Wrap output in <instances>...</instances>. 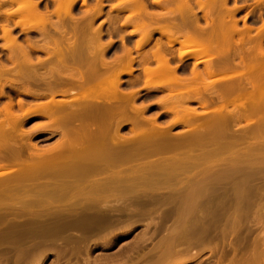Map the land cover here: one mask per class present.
Here are the masks:
<instances>
[{"label":"rangeland","instance_id":"1","mask_svg":"<svg viewBox=\"0 0 264 264\" xmlns=\"http://www.w3.org/2000/svg\"><path fill=\"white\" fill-rule=\"evenodd\" d=\"M35 1L37 2L38 11L40 12V14L42 15L47 14V16L50 15L53 22L56 20L55 21L56 24L58 23L57 21L58 18L55 17H62L64 14H66L64 11L67 8L64 7L66 5L68 7L71 6L70 13L72 17L75 19V23L79 22L78 24H81L83 22L86 23L92 22L93 24L92 26L94 29L99 28L102 31V33H100V38H98V40H95L100 42L94 41V43H96L95 44L96 47H95L93 45L94 43L92 41L89 42V38L88 36H86V38H84L85 39L84 46H88V45L91 46L92 44L93 46L90 47L91 49L94 48V50L92 51L98 52L95 51L96 50L95 48L97 49L99 47L101 48L102 44L105 45L109 44L108 48L104 50L105 51L104 59H106V61L108 60L109 63L111 62L112 64H114L112 60H114L115 62L114 59L115 57H117L118 55L124 56L126 52H128L129 50L131 51L130 55L134 57V63L132 64V69H134L132 71L133 75H131L130 77L128 75L126 76L125 74L123 75L121 74L123 73L124 70L121 71L120 69H125L122 68L123 64L125 63L123 62L125 61V57L123 59L122 58L123 56L121 57L119 56L120 58L123 59L122 60L123 63L121 64L118 62L119 64L122 65V66L120 65L121 68L119 64H118L119 67L116 66L118 67V69H116L117 70L116 73L118 71H119L118 73H120L121 71L120 73L121 75L119 74L121 77L120 90L122 91V94L124 92L125 94H127V92L130 91L131 93L133 92L132 95L135 94L136 97L134 95L135 97V98L133 97L134 105L133 104L132 105L136 107V110H138L139 108L142 109L143 112L140 110L142 112V114L140 115H143V118H140L139 115V113H141L140 111L134 110V113H137L139 116L137 114L136 115L141 120L144 119L143 122L146 123V120L147 121L154 120V122L148 121V123L150 122V124L152 123L155 124L153 125L149 124L151 127L152 126L153 127L151 129H148V127L150 128V126L146 125L148 123L146 124L144 123L146 127L148 126L147 129L144 126L141 129V131H139L141 132V134L137 135V131L134 130L135 132L133 134L130 131L131 129L129 130L131 125L128 122L130 120V116L128 118L129 119L128 121L127 119L121 121L122 123L120 125V129L118 130V133H120L121 136L120 137L121 142L119 140V144L125 142L124 145L126 146H123V144L122 146L121 144L118 145L117 143L118 140L116 138L110 141L108 144L112 146V165L99 164L101 168L100 170L95 171L86 178H82L81 181H77L74 177L77 171H79L78 168L81 169L79 166L80 165H82L81 167L84 166L83 167L84 170L86 167L87 168L89 167L88 164L92 166L91 161H93L94 155H92L91 157L89 155L90 153L88 152L91 148L87 149L88 151L86 150L89 154L87 153L85 155L88 156V160H90V163L89 161L87 162V157L83 156V158L81 157L82 158L81 160H83L85 157L87 163L77 165L76 163L79 160L78 159L79 155H77L78 153L76 152L77 150L79 152V149H81L82 146L68 145V143L66 142L68 136L66 135L67 134L66 130L62 125L52 124L49 122L47 118L41 115L27 117L24 119L23 122H21V124L19 123V125L16 126L15 128L16 131L14 132L13 135H9V136L6 135L8 136V139L4 141L6 145L0 147V172L12 170L10 173L4 176H0V215L3 216V220L2 221L0 220V264H153L159 257L162 256L163 252L170 247V244H174L179 251H182V254L177 256L173 260L172 264L180 260H186L185 264H216L217 259L221 254V251L224 255V258L222 259L220 264H228V260L234 255L233 248H235L236 250L234 255L236 259H250L253 255L255 248L263 251L262 256L264 257V76L262 73H260L261 70H259L260 67H258L259 65L263 66L264 64L259 63L257 66H255L259 68L257 69L260 71L259 73L261 74V78L263 77L262 79L260 77L257 79L258 75L260 74H257L258 71L256 70L255 67L249 69L240 65L239 62L240 60L236 56L232 57V59H236V60L235 62H231L229 68L220 69L221 73L222 72L225 73V74L224 73L221 74L223 79L226 78V80H224V84H226L225 87L228 86L227 84L229 79L230 80L232 79V82H229V85L236 81L241 82V80H238L239 76L235 74L238 75L240 74V78L241 76H243L241 75V73L242 74L244 73V75H248L249 77L252 78L256 76L255 77L256 80L254 78L253 82L257 86L256 88L257 90L251 89L254 91V93L253 91L251 93L250 92L251 87L249 85L250 88L249 90H247L248 92L245 94V96L244 95L241 96L242 98L230 97L231 99L228 100L225 99V102L227 103L229 108L231 104L234 103L237 104L236 101L241 102V100L242 101L244 100V102L248 104H252L255 101L257 102L260 101L259 103L257 102L256 103L257 105L263 104V107H261L260 105L259 107L262 110L260 111L259 109V111H257L256 114L254 113V116H251L253 114L250 115L249 112H247L248 114L245 112L247 115L251 116L249 117L250 121H248L249 118L247 119L244 116L242 117L243 118L242 120L247 119L246 122H249L247 124L242 120L241 121L238 120V123L235 122L236 121L235 120L234 123L236 124H233V120L230 119L229 122H232L230 123V125L228 124L229 122H226L225 124L226 127L227 124L229 127V131H227L228 129H226V127L224 126L227 135L224 134L225 131L224 133H221V132H217L218 130L216 131L214 130L213 132H211L212 133L211 135L208 133V136H206L205 139L203 137L204 140L201 142L203 147L201 144H199L200 142L188 143L187 139H189L190 136H193L194 133L195 136H199L198 134L200 131L202 132V134H205L206 132L205 129L207 128L208 125L205 126L206 128H204V127H200L199 123L201 124L207 118V116L213 114L207 113L206 114L207 116L202 114L201 113L202 108L199 107L197 101L194 99L195 97H193L192 95H190L189 99L185 101V103H183L182 105L180 104L181 107H179L178 106L179 101L177 100H179L180 98L179 95L180 91H178V89L176 88L180 87L181 89H183V86H177L175 84L172 85L174 82L173 80H172L173 82L169 83L171 81L170 79L172 78L171 76L173 75L170 74V75L160 76L159 74L158 75L155 74L152 75L153 77H151V79H146L143 78L142 76L143 72L141 71V69H143L144 67L143 65H146L148 68L152 69L153 71H155L154 70L155 68L156 69L158 68L157 65H155L156 63L152 59L149 53L153 51L152 49H154L156 43L157 46L160 47L162 43L166 42L168 39L167 37L166 40L165 38H163L165 37L164 36L165 34H163V36L161 35L162 37L160 36L159 33L160 29H158L156 26L157 24H155V23H162L163 21L167 22V20L165 21L163 19L161 21L160 19V17L162 18L164 17L161 16V14L163 13L162 11H165L164 8L163 9L160 8L163 5L162 3H164V5L167 4L168 5L167 7L171 8L169 9L165 5V7L168 9V10L166 9L165 14L166 15L167 13L171 14L170 16L173 17L172 19H170V22L168 21L169 28H166L167 27L166 24L165 29L169 30L170 28H172L170 26L172 24L171 20H175V18H178L177 21L179 22H175V24L176 23L181 24L180 22H182V20L184 19L183 21H185L188 26H192L193 27L192 31H194L195 28L194 25H196V28L200 30H202V27H205V25H207L205 28H208V24H205L206 23L205 19L207 16L206 13L209 14V12L211 11L212 15H214V13H216L219 10L217 8L218 4H220V2L223 0H220L218 3L216 2L217 0H214L215 3L213 2V0H209L207 2H205L206 0L205 1L200 0V2H198L199 0H197V2L200 3V6H198L199 4L196 2V0H188L192 9L190 6H184L188 4L185 2L186 0H182L184 1L183 3L184 5L182 4V1L179 0L182 4V6L180 5L181 6L180 9L178 7L180 4L178 0H176L178 2L174 0L172 1L129 0V2L128 0H118V1L117 0H86L85 4L82 3V0H55V1L33 0V2ZM130 1L133 2L135 1L137 3V6H139L141 2L143 6L141 4L140 7L142 9L145 8L147 13L150 14L149 16L150 17L152 16L151 17L152 19L150 20L149 16L144 17L146 13L142 11L144 13V16L141 17L145 18V19L143 18L142 21L143 20L149 21L148 24L146 22L147 25H150L149 23L150 21H152L151 25L152 24L155 25L156 27L155 26L154 27L158 30V32L156 31V29H155L156 32L150 31L153 37L151 36L152 40L150 39L149 42L146 41V38L149 37L148 35L149 33L148 34L144 33V35L148 36V37L143 36L145 38V41H143L144 38L141 37L142 33L147 31L145 28H148V26L146 25V27H142L141 25L140 28H136V26L134 25L137 24H133L134 20L136 21V23H140V24L142 23V21L140 22V19H138L141 18L138 17V13H140L139 16L142 13L140 12L139 9L140 7L138 9L135 8L136 10H133L134 8L132 9V7L133 5L136 6V4L130 3ZM201 1L204 2L203 3L204 10H205L204 7L207 8L208 4L209 6L212 5L211 6L212 8H210V10L208 8L207 9L208 12L205 13L204 10L201 9L202 8ZM210 1L213 4H210L211 3ZM259 1L226 0V2H224V5L226 3L227 6L226 12L228 11L229 13L230 11L228 9H230L232 10V12L234 11L235 13L233 17L227 15L231 18L229 19L227 17V19L230 20L231 22V20L235 17L234 19L237 20L236 23L238 26V30L242 29L244 23H246V26L248 25L251 26L252 31L250 32V35L253 38L256 34V30L259 27H261L264 22V0H259ZM71 2L73 3L72 5L70 4ZM157 2L158 4L160 3L162 5L159 4L160 5L159 6ZM196 3L198 4L197 6ZM96 4L102 6V11L100 14H97L96 9L91 11V8L94 7ZM214 4L216 7L215 9L217 11L214 10L213 7ZM17 5H18L17 2L14 3L11 0H0V27L6 25L5 13L16 11L17 10L16 8H18ZM21 5H23V3ZM55 5H59L57 6L58 8ZM223 7L225 6H222L221 7L222 9L219 10L221 13L226 9V7L224 9ZM115 8H118V11H114L113 9ZM189 9L193 10L194 13H196L192 15L193 17L192 16L190 17L191 13L188 12L189 11L192 12V11ZM137 10H139L138 13ZM131 12L135 13L136 15L134 16V14H132L130 16ZM174 12L177 13L178 15L175 14ZM211 12L208 16L211 15ZM22 13L23 12H20L21 16L24 17ZM54 14L58 16H55ZM203 15L206 16L204 17ZM195 17H197L198 19ZM179 18L182 20H180ZM186 18L189 19L186 20ZM17 19L23 20V18H19V17L17 18V16H14L12 17V21L8 23V26L13 30L12 35L15 36L17 38V41L22 45L23 44L25 45L27 40H29L32 44H34L35 49L33 48L34 50L32 49V51L29 52L30 61L34 63V68L39 69L38 71L40 72V75L45 76L44 70L42 69V66H40V64L47 63L46 67H49L50 61L53 60V57L49 56L48 55L49 53L47 54L44 50L46 51L49 50L54 41L63 42L64 44H66L65 41L67 40L66 38L73 39L74 31H72L71 25L72 22H74V20L72 21L70 20L71 22L67 20L66 21L67 24L65 22L64 33L62 31L60 32L56 30L55 24H53L52 22L48 25L47 20L46 21L40 20L41 22L39 23H36L34 19L33 21L31 20L32 21L31 23L35 22L32 25H37L40 28L47 26L45 30L51 28L50 30H48L49 31L48 36L50 35V37H53L55 39L54 41H51V39H45L44 35L42 33L37 32L36 30L31 31L27 34L20 33L19 28L14 25V22H16ZM26 19H24L23 21H26ZM234 19L233 21H235ZM189 20L190 21L192 20L191 21L192 24L189 22ZM28 21L27 23L26 22L25 23L31 25L30 22ZM225 22L228 23V21ZM70 23L71 25L69 26ZM86 23L84 25H86ZM43 24H46V26H42ZM51 24H53V26ZM184 24L185 23H183V26ZM183 26H180L182 28L179 29L178 28H173V29L175 30L178 36L181 35V37L176 36L175 38L182 40L183 38L182 36H185L184 39H186V43L184 45L183 42L185 40H182L183 41L181 43L182 46H179L180 44L178 45V43H175L171 46L172 48L171 47L168 48V46L166 47L164 46V44L163 47H161L162 49L164 47L167 48V52L168 49H172L169 51L174 56L170 57L171 55L170 52L168 54L166 52L165 54H167L166 55L167 57L168 56L170 57V63L172 67L173 65L176 66L178 64L177 65L178 67H176V72H175L176 74L175 73L174 74L175 75L178 74L181 77L183 76L187 77L188 75L190 76L191 75L190 72L192 73V70L195 69V66L197 65L196 67H198V69L195 70L200 73V77L197 81H200L202 83L203 86L202 88H204V86L208 84L210 86H214V84H216L215 88H218L217 83L219 81L218 82L216 81L214 82V84H212V82H210L208 78H206V81L203 79V72H204L203 70L205 69V67L203 68V64L205 65V63H203L202 61L205 62L206 59L209 60L210 57L206 58L207 57L206 55L209 56L212 55L211 58H214L213 55H215L214 54L215 48L214 49L212 48L211 51H207L210 49H206L202 51V55L204 54L205 55L203 57L200 55V58H199V54H201V52L198 53L197 58L199 62L201 61V63L198 62V64L194 66L195 62L194 59L192 58V55L193 54L195 55L197 51L199 52L198 50L199 48L197 46L201 45V43H199V39L201 38L198 39L199 35L195 36L194 38L192 35L191 36L189 35L192 38L190 39L189 42L187 40L189 36H186L184 34L185 29H187V27L184 26V28L186 27L184 29ZM162 27L163 28L161 29V31L165 33L164 31L166 30L164 29V25ZM141 28L145 31L142 32ZM135 29L136 32L133 31ZM180 29H184L183 30L184 33L181 32L182 30L179 31ZM174 30H173V35H174ZM84 34L87 35V33ZM169 34H172V31H170V33L168 31V35ZM88 35L90 36V38L92 37L90 33ZM173 35L171 36L173 37ZM75 36L78 38V40L81 39L82 37V35L79 33L77 35L75 33ZM233 37L235 38L236 35H233ZM120 38L122 39L121 41ZM195 38H197L198 42ZM231 38L232 37H230L229 39ZM139 39L141 40V42L143 41L142 45L145 44V46L141 47V49H136V44H137L136 42L140 41ZM87 40L88 43H86ZM191 41H193L194 44ZM121 42L123 44H121ZM77 43L83 45V42L81 40H79V42ZM7 45L9 46V44L2 38V33L0 30V63L4 66L3 68H5L6 71L10 72V76L8 78L15 79L16 77H14V75L12 74L14 73L16 68L10 61H8L7 50H6ZM122 47H124V49H122ZM263 47H264V39H263ZM223 49L226 48L221 49L223 52H225ZM212 50L214 51L212 52ZM217 51L220 52V50L217 49L216 53ZM141 52H143L144 54ZM145 52L147 53L149 58L147 60L148 62L147 64L146 61H143L141 57L142 56L141 54L146 55ZM178 52H180L181 55L189 54L190 56L186 55V57L188 56V58L181 62L179 61V59L176 58L178 57L176 56V54L179 55ZM216 55L221 56L220 54L219 55L216 54ZM233 55L234 52L230 51V56ZM138 59L140 62L138 61ZM219 59L214 58V60H209L206 62L207 64L210 62L211 65L218 67L219 64H216L215 62L219 63ZM38 62H40V64ZM262 62L264 63V61ZM210 64H208V66ZM191 66L194 67L190 69ZM231 68H233L234 70L233 71L230 70ZM158 70L159 69H157V71ZM251 70L253 72H251ZM153 71H149L150 74ZM114 72L115 71H113V73ZM160 73L162 74L163 72L160 71ZM226 74L230 75L229 76L230 78ZM233 74L238 78L236 79V77ZM221 75H217V76H221ZM223 75L225 76V78L223 77ZM232 75L233 77H235V79L232 77ZM113 77L116 76L112 75L108 77L107 81L108 80L111 81L112 79V83H114L115 79L113 80ZM131 78H133L134 81ZM212 78L210 80H214L215 75ZM55 79L58 81L57 76H55ZM63 79L65 80L66 78L63 77ZM165 79H167L168 83H165ZM207 80L209 81L208 83ZM245 80H243V82ZM143 81L144 83L145 82L147 83V84L145 83V85L154 89L157 88L159 90L151 89L152 91L151 90L149 91L150 88L147 86L146 87L148 90L146 89V87L144 89ZM200 82H196L197 86L199 85ZM104 83L105 81L102 83V86H106L103 85ZM201 83L199 85L200 87H201ZM220 83L222 85L223 81L221 80L219 84ZM224 84L222 86H224ZM8 85L9 83L7 84L3 83L2 85H0V111L8 103H11L12 111L15 114L21 115L22 112L19 107L20 103H22L23 108L24 107L26 108L33 104L36 105L40 103H45L50 99V96L46 94V89L44 88V84L42 83V81L35 80V82L29 83V89L37 93L35 97L27 96L24 93H22L24 87H21L20 85H15V89H12L14 87H10L14 85H9V86ZM247 87L248 85L246 86V88ZM258 87L263 89L261 93H259L261 89ZM166 89H168L171 93ZM258 89L259 92L256 93ZM62 90L65 89L56 88L53 91L54 99L56 101L67 99L65 96H63ZM175 93H179L177 94L178 96L176 95L177 97L174 96ZM205 93L206 94L203 93V95L206 97L202 95L203 96L202 98L208 100L207 102H209L208 104L209 107L219 106V104H221L222 106L225 104V102L223 101L224 98H221L223 100L220 99L221 102L224 103L222 104L220 103L218 97H215L216 95L212 94V96H210L208 92ZM169 94H171L173 97L171 98V101L167 100L168 103L165 102L164 104V99ZM235 95L236 94L234 93L233 96ZM162 97L164 99H162ZM161 99L163 102L161 101ZM172 99H174V101H172ZM99 100L103 102V97L101 96ZM114 102L115 101H112V103ZM161 102L163 105L161 104ZM228 102H230V104ZM174 103L176 104L174 105ZM166 107H170L169 110L171 111L175 110V108L177 107L178 108L177 110H179L180 114H182L180 117L183 116L182 107L188 108L189 110H195L198 114L196 113L194 116L197 117L198 115L199 117V120L196 118L198 120L197 123L198 125L192 120H190L191 122L185 121L186 125H184V121L182 120L184 119V116L180 120L182 121V123L178 121L179 120L178 118L179 116H178L177 123L178 122L179 123L172 124L171 119L173 120L175 116L172 117L171 111L170 113L167 112L169 110ZM173 115L176 114L174 113ZM132 116L133 115H131V117ZM225 116L228 115L226 114ZM134 118H136V116ZM202 118H204L203 121L201 120ZM194 124L196 125V127H194ZM204 125L205 124L203 123V125L201 126ZM36 126L37 127L39 126L38 130L37 131L36 129L32 130L33 127ZM250 126L252 127L249 129ZM160 127L161 128L164 127V129L165 127L166 128L169 127L168 130H165L166 133H164L163 135L167 134L169 137L174 138V140L172 139L171 141H167L166 142L167 144L165 143V145H168V147L162 144V141H159L161 135L160 133L165 132V131L160 132L161 130H163L160 129ZM154 128L156 130H158L159 128L160 131L158 130L156 132H153L156 133L155 134L156 136L153 135L154 138L158 136L159 138L153 139L152 138L153 136L149 137L151 130ZM246 128L251 131L253 130V133L255 132L254 135H252L253 134L252 132L251 134L250 132L248 133ZM92 129L96 131L95 126L92 127ZM242 130L244 132L247 131V133L245 132L243 135ZM195 131H197L198 134ZM214 132H216V134H214ZM157 133H159L160 135H158ZM217 133L219 134V136ZM222 134L224 136L234 135L236 137L235 138L234 136L231 137L229 136L226 139L225 136L224 138L225 141L227 140L228 144L229 143L233 144L232 145L233 147L231 146L229 148H233L235 149V151L239 149L238 150L239 153H237L238 155H235V152L233 153V149L232 152L230 149H229L230 151H228V148L226 151V147L228 144L224 143L225 142L224 139L221 138L223 136ZM210 136L211 138H214L216 136H218V138L220 137L223 140V144H226L224 145L225 149L224 150L222 149L224 148L223 145H222L223 147L221 146L222 148L219 146L222 150L218 147V145L217 146L215 145V144L220 145V141H222L220 138H219L220 141L218 143H217L218 141L217 137H216L217 141L215 139L214 140L211 139V141L213 140L212 142L208 141ZM122 137H124L123 138L124 140L126 138H129L131 143H129L128 139L125 141L122 140ZM137 138H140L143 141ZM185 138L186 140L183 141V139ZM230 138L234 139L233 141L234 143L232 142V140H230ZM238 138H242L243 140ZM132 139L133 140L136 139L140 142L135 141L134 143ZM145 140H147L148 142ZM156 140L159 143L161 142V145L159 143L151 144L152 141L156 142ZM126 141H128V143ZM179 141L182 144H184L183 142H185V144L188 143L191 146H188V144H186V146H182V147L177 146V148L173 149L170 143L175 142L177 144L178 142L179 144ZM136 142L139 143V146L136 145L137 144ZM195 143H197V145L199 144L200 146L199 145L196 146ZM238 143L239 145H237ZM115 144L118 145V146L116 145L118 148L115 146ZM129 145H131V147ZM119 147H124V148L122 149ZM163 147L164 149L166 147V150H162ZM83 149L85 148L82 147V150ZM124 149L126 152H129L131 155L128 153L129 156H127V154L124 156L123 154L126 153L125 151H123ZM82 150L80 151L82 152ZM251 150H254V152H251ZM121 151H123L124 153L122 152L123 153L122 154ZM212 151L215 153V155L212 154ZM215 151L216 152L219 151V152L216 153ZM91 154L93 153L91 152ZM121 154L123 156H121ZM209 154H212V156H207ZM201 155L205 156V158H202ZM195 156L197 157L196 162L194 160L196 158ZM50 158H52L53 160L50 161L49 160ZM37 160H41V162L42 161L45 162L46 160H49L50 162L46 161V165L43 164L44 162L42 163L43 165L40 164L42 168L39 165H37L40 167V171L30 172L27 177L15 178V176H18V173H20L21 171L25 169L26 170L30 169V167L34 168L35 165L37 164L36 162ZM83 162L81 161V163ZM165 166L166 167L174 166V168H176V170L174 169L176 171L174 173L178 174L177 177H175L177 181L179 178L182 179V177H186L184 179H187V176L188 179L197 178L196 176L193 177L191 176L196 172V170L197 173L195 174L200 173L199 174L200 177L199 175L197 176L201 179H205L203 178L204 176L208 178L209 176L215 174L213 175L214 176L213 178H215L213 179V182H211L212 179L210 180V178L212 177L208 179L209 181L205 179L207 181L206 189L208 190V192L206 193L207 191L205 189L206 185H204L205 187H203V190L205 189V193H203V191H200L205 195L201 199L202 201L201 208L191 212L192 218L190 219V221H188L187 226H181L182 222H179L180 220L178 218L180 212H182L183 208H185L184 201L182 200L184 199L183 196L184 197L187 196L186 192L181 191L180 194L174 192L175 195H177L176 198L174 197L175 195L173 196V193L170 194V189L173 187L176 180L172 179L174 177L173 176L174 173H173L172 174L173 177L170 179V181L165 184L163 183L164 181L163 176L165 177L166 176L165 174H168L167 172H164L165 174L162 173L163 170L161 169L162 167ZM181 168H186L185 169L186 171L185 170L184 171L186 172L185 174H187V176L185 174L183 175L180 173V171L183 170V169L181 170ZM187 168H189V170ZM225 168H230L229 169L230 172L228 171V169ZM220 169H224V171ZM168 170L170 169L168 168ZM168 170L166 169V171ZM217 170L219 172L221 171L223 177L222 175H220L221 173L219 174ZM208 174H212V175L206 176ZM216 176H218L219 178L221 176V178L220 179L218 177L216 178ZM243 178H245V180ZM157 179L158 181L156 183L158 182L159 183L158 184L155 183L156 185H154L153 180L156 181ZM184 179L182 180L187 181ZM193 179L190 180H192L194 183L196 182V180L197 182H200V180L198 179H196L195 181ZM108 180H111L112 184L108 189L104 191L101 192L94 191L98 193H91V194L87 192V195L79 194V196H77V194L75 195V193L73 194V191L75 190V187L73 185H75L77 182H79L80 184L78 186L82 187L85 186V184H88V182L90 181H108ZM241 180L242 181L247 180V181L243 182L242 184ZM192 181L188 182L186 185L188 186L189 184L192 183ZM149 182H151V184ZM135 183H137L135 186L132 185ZM68 184L72 185V189H73L71 190L72 194L69 191L68 192L66 191L65 194L62 195L63 191H65L64 187ZM210 184L214 185V186L212 185V189L215 190L214 192H212L213 190L211 189ZM233 185L235 188L238 186L239 190H236L237 188L235 189L234 187H232ZM208 186L210 187V189H208ZM141 190L146 192L145 194L147 196L144 194V192L141 193ZM258 190H260V192ZM200 192L198 198H200L201 195H203ZM238 193L240 194L244 193L243 194L244 197L249 199L243 202V205H245L244 210L246 212V216L240 219L239 227H237L236 232L228 233L223 238L222 235H220L219 231L223 229V224L226 218L222 215L226 212H224V210L213 209L215 207L213 205L216 204V201H218L219 198L224 197V199H227L228 201L227 203H229V205L231 206V204H234L233 202L239 196ZM181 194L182 196H180ZM240 196H242V194ZM181 197L183 199H180ZM77 198L83 200L81 201L83 203L75 206L74 204L76 203ZM84 198L86 199L85 201ZM181 201L183 202V205ZM224 204H226V202H224ZM221 207L222 205H220L219 208ZM258 209H260V211ZM258 211L262 215V219H260V222H258V220L256 219L257 218L256 214ZM76 212H78V214L80 215H77ZM176 220H179L177 226L174 224ZM195 221H198V223H196V226L195 227L190 226ZM203 223L209 224V227L207 229L208 231L206 232L208 233V235H210L208 242L203 241L200 242L199 244L198 243L193 244L190 248L186 249V251L184 252L183 250H185L188 241H195L193 239L194 237L200 238V235L203 231V229L201 228V225ZM213 223H215L216 225H213ZM188 232H191L190 234L192 235L191 238L186 237ZM172 237L174 239H172ZM213 247H216L214 251L208 249ZM198 252L200 254L196 258L189 260L193 256V254H196Z\"/></svg>","mask_w":264,"mask_h":264},{"label":"bare ground","instance_id":"2","mask_svg":"<svg viewBox=\"0 0 264 264\" xmlns=\"http://www.w3.org/2000/svg\"><path fill=\"white\" fill-rule=\"evenodd\" d=\"M11 1H13L14 3L17 2L18 8H16L17 9L16 11L5 13V16H6L5 18L6 19L5 18L4 19H5V22H6L5 24L6 25L0 27V30H1V33H2V38L9 44V46L7 45V47H6L8 61H10L14 65V67L16 68L15 74L18 76V79H20L21 82H28L30 80H34V81L35 80H39V81H42V83L44 84V88L46 89V94H48L50 96V99L47 102H45V103H40V104H36V105L33 104V105H30V106H28L26 108L25 107L23 108L22 103H20V106L19 107H20L21 112H22L21 115L20 114H15L12 111V104L11 103H8L5 107H3L2 110L0 111V147L6 145V143L4 141L6 139H8V136L9 135H13L14 134V132L16 131L15 130L16 126L19 125V123L21 124V122H23L25 118H27V117H33V116H37V115H41V116L47 118L50 123H52V124H59V125H62L64 127V129L66 130V133H67L66 135L68 136L67 137L68 138L67 139L68 141L66 140V142L68 143L69 146H73V145H75V146L77 145L78 146L79 145V146H82V147L85 148V149L82 150V147H81V149H79V152H78V150L76 152V153H78L77 155H79V157L77 156L78 159H79L78 162L76 163L77 165L85 164L88 161L90 163V160H88V156H85L88 152L90 153V154L89 153L88 154L91 157H92V155H94L93 156L94 159L91 158V159H93V161H91L92 166L90 164H88L89 167L88 168L86 167L85 170L83 168L84 166L83 167H81L82 165L79 166L81 169L78 168L79 171H77V173H76V175H75L74 178L77 181H81L82 178H86L90 174L94 173L95 171L100 170L101 168H100L99 164H103V165H110L111 164L112 165V146H110L108 143L116 138L118 140L117 141L118 145L121 144V143L119 144V140L121 139L120 138L121 136H120V133H118V130L120 129V125L122 123L121 121L126 120V119L128 121L129 120L128 118L130 116V120L128 121L131 124V125L129 124L130 125L129 130L131 129L130 131L133 134H134L135 131H137V135L138 134H141V132H139V131H141V129L145 126V124L148 123V121H151V120H148L147 121L146 118H145V120H146V123H145V122H143L144 119L143 120L140 119V118H143V115H140L143 112L142 109H140V108L138 109L137 108L138 110H136V107L133 106L134 105V103H133L134 100L133 99L136 97V95L134 94L135 95V97H134V95H132L133 92L131 93V91L130 92H127V94H125V92L122 94V91L120 90L121 89L120 88V84H121V77H120V75L121 74L122 75L125 74L126 76L128 75L130 77H131V75H133L132 74V71L134 69H132V64L134 63V57L132 55H130V53H131L130 50H129L130 52L129 51L126 52V54L124 56L121 55V56H123L122 57L123 59L125 57V61H123V62H125L124 64L127 67L123 64V67L122 68H125V69H120L121 66H122L121 64L123 63L122 62L123 59L120 58L121 57L120 55L117 56L118 59H117V57L114 58L115 59V62H114V60H112V62L114 64H112L111 62L109 63L108 60L106 61V59H104V52H105L104 50H106V48H108L109 44H106V45L105 44H102L104 46L101 45V48L100 47L98 49L95 48L96 49L95 51H98V52H93L92 50H94V48L91 49L90 47L93 46V45L95 46L96 43H94V41L95 40H98V38H100V33H102V31L99 28L98 29L97 28L94 29L93 26H92L93 25L92 22H89V23L88 22L87 23L86 22H83V23H81L82 25L81 24H78L79 22L78 23H75V19L72 17V15L70 13L71 6H69V7L67 5L64 6V7H67L64 10L66 14H64L62 17H55V18H58L57 19L58 23L56 24L55 23L56 20L53 22V20L50 17V15L47 16V14H45V15L40 14V12L38 11V6H37V2L36 1L35 2H33V0H11ZM85 1L86 0H82V3L85 4ZM166 1H168V0H166ZM169 1H172V0H169ZM174 1H176V0H174ZM178 1H176V2H178ZM207 1H209V0H206L205 2H207ZM219 1L220 0H217L216 2L218 3ZM257 1H259V0H257ZM128 2H129V0H128ZM185 2L189 4L188 0H186ZM196 2H197V0H196ZM198 2H200V0ZM213 2H214V0H213ZM224 2H226V0L221 1L220 4H218V7H217L219 10L222 9L221 8L222 6H225L226 7V9L224 11H222V13L219 10L217 11L215 9L216 7H215V4H214L213 5L214 10H216L217 12L216 11H215L216 13L213 12L214 15H212V12L210 11L211 12V15L208 16L210 14V12H209V14H207L206 13V12H208L207 9L209 8V10H210V8H212L211 7L212 5L209 6V4H208L207 5V8L204 7L205 10H206L205 11L203 9V3L204 2L201 1L202 8L201 7L200 8L203 9L204 12L206 13V15L208 16V18H207V16L205 15L206 16V19H208V20L205 19V21H206L205 24H208V28H205L207 25L204 24L205 27H202V30H200V29L196 28V25H194V27H195L194 28V31H192L193 30L192 29L193 28L192 26H188L186 24V22L183 21L184 19L182 20L180 18L179 19L182 20L183 23H185L184 26H186L187 29H185L186 27L184 28L182 22H180L181 24H178V23L175 24V22H179V21H177L178 18H175V20H171L172 24L170 26L172 28H170L169 30L165 29V25L166 24H167V27L166 28H169L168 27V21L170 22V19H172L173 17L170 16L171 14H168L167 13L168 16L165 14L166 13L165 12L166 9L169 8V7H167L168 5L165 4L166 7H167L166 8L165 5H164V3H162L164 5V7H163L162 4L159 3L160 5H162L160 8H162V9L164 8V10H165V11H162L164 14L161 12L163 14V15L161 14V16H164L166 18L165 19L164 17L163 18L160 17V19H161V21L163 19L165 21L167 20V22H164L163 21L162 23H164V24H162V23H155V24H157L156 25L157 28L160 29V31H159L160 36L161 35L163 36V34H165L164 35L165 37H163V38H165V40H166V37L168 38L167 41H166L167 44H166V42H163V43L161 42L162 45L160 47H158L157 46V43H156L154 49H152L153 51H151V53H149L150 56L152 57V59L155 61V63H156L155 65H157V67H158L157 69H159L157 71L156 68L155 69L153 68L157 73L155 71H153L152 69L148 68L146 65H143L144 67L142 66L143 69H141V71L143 72L142 73L143 74L142 76H143V78H146V79H151V77H153L152 75H155V74H157V75L159 74L160 76L161 75H163V76L164 75H170V74L173 75V76H171L172 78L170 77L171 78L170 79L171 81L169 83H171V82L174 81L172 85L175 84L177 86H183V89H181L180 87L176 88V89H178V91H180L179 92L180 94L179 93H175V95H174L175 97L178 96L177 94L180 95L179 100H177V101H179L178 102L179 103V105H178L179 107H181V105L183 103H185V101H187L189 99L190 95H192L193 97H195L194 99L197 101L199 107L202 108V111H201L202 114H204V115H206L207 113H212L213 114V115H210V116H207L206 115L207 118L204 121H203L204 118H202L201 120L203 122L201 121L202 123L201 124L199 123L200 127H204V128H206L205 126L208 125L207 128H206L207 130L205 129V131H206L205 134H202L201 131H200L201 133L199 132V134H198L197 131H195L199 136H195V133H194L193 136H190L189 139H187L188 143L189 142L190 143L200 142L199 144L202 145L201 142L205 139L206 136H208V133L211 135L212 134L211 132H213L214 130L215 131L218 130L217 132L224 133L225 127H226L225 124H226V122H229L230 119L233 120V124H236V123H234L235 120H236L235 122L238 123V120L241 121L243 119L242 118L243 116L248 119L249 117L254 116V113L256 114V112L259 111V109H260V111L262 110L259 107L260 105H261V107H263V104H258L257 105V103L260 102L259 100H258L259 102H257V101L253 102L252 101L254 104L257 102L255 105L252 102L251 103L253 105L252 104L245 103L244 100L243 101L241 100V102L240 101L239 102L236 101L237 104H235L233 102L234 104H231L230 105V108L228 107L227 103L225 102V99L228 100V99H231L232 97H237V98L239 97L240 98L243 95L245 96V94L248 92L247 90H249L250 87H251L250 90L257 88V86L255 85V83L253 82L254 81V78L256 76H254L252 78V77H249L248 75H244V73L243 74L241 73V75H243V76H241V78H240V74L239 75L238 74H235V75L239 76V78L236 77L233 74L236 77V79L238 78V80H241V82L240 81L237 82L235 80L236 82H234V83H232V84L229 85V82H232V79L231 80L229 79L230 78L229 76L231 75L229 72L228 73L230 75H227L226 74L229 77L228 78L229 81H228V84H227L228 86L225 87L226 84H224V80H226V78H225L224 75H223V77L225 79L222 78V75L221 74L224 73V72L221 73V70L220 69H222V68L223 69L229 68L230 65H231V62H235V60H236V59H232V57H234V56H236V57L239 58L240 65H242V66H244L246 68H249V69L254 68L259 63L264 64L262 62V61H264V47H263L264 22H263L262 26L259 27L256 30V34H255V36L253 38L250 35V32L252 31V27L251 26H249V25L246 26V23H244L245 25L243 24L242 29L241 30L240 29L238 30V26H237V23H236L237 20L234 19L235 17L233 18L235 21H233V19H232L231 22H230V20L227 19V17L229 19H231L230 17H233V15L235 13H234V11L232 12V10H230V9H228L230 11L229 12L230 14L228 13V11L226 12L227 6H226V3L224 5ZM22 3H23V5H21ZM120 3H121V1H120ZM130 3H133V4L135 3L136 6H137V3L135 1L134 2L133 1H130ZM179 3L180 4H179L178 7L180 9L181 6H182V4L184 3V1H182V4H181L180 1H179ZM197 3H196V6L198 4H199L198 6H200V3H198V4ZM70 4L72 5L73 3L71 2ZM141 4L142 3L140 2V5L138 4L139 6L136 7V6L133 5V7L132 6L131 7H132V9L134 8L133 10H136L135 8L138 9L141 6ZM157 4H158V2H157ZM188 4H186V5L183 4V5L184 6H190V4L189 5ZM210 4H213V3L211 2ZM101 5H99V4L97 5L96 4L94 7L91 8V11H93V10L96 9L97 14H100L101 11H102V6ZM55 6L57 7L59 5H55ZM142 6H143V4H142ZM204 6H205V4H204ZM225 7H223V9ZM111 9H112V7H111ZM115 9H113V10L114 11H118V8H115ZM139 9H140V12L143 15L141 14L139 16L140 13H138L139 10H137L138 17L144 16V13H146L144 17H148L150 15L149 13H147V11L145 10V8H143L144 10L141 7ZM169 9H171V8H169ZM191 9H192V7H191ZM191 9H189V10H191ZM214 10H212V11H214ZM18 11L23 12L22 14L24 15V17L21 16L20 12H18ZM191 11L192 12H190V11L188 12V13H191L190 14V17L193 14H196V13H194L193 10H191ZM199 11H201V10H199ZM24 13L26 14V16H25ZM231 13H232V15H231ZM132 14H134V16L136 15L135 13H132L131 12L130 16ZM175 14H177V13H175ZM215 14H216V17H215ZM37 15H38V17H37ZM54 15L55 16H58L56 14H54ZM117 15H118V13H117ZM227 15H229L230 17L227 16ZM14 16H17V18L18 17L19 18H23V20L26 19L29 16L27 18L28 20L30 19L29 21L27 19H26V21H23L22 19H19V20L17 19V21L14 22V25L19 28V32L20 33L27 34V33L31 32V31L36 30L37 32L42 33L44 35L45 39H51V41H54L55 40L53 37H50V35L48 36V32H49L48 30H50L51 28L50 29L48 28V30H45V28H47L46 24H43L42 26H46V27H42V28L38 27L37 25H32V24H34L35 22L36 23H39V22H41L40 20H42V21H46L47 20L48 25L52 22L53 24H55L56 30H58L60 32L62 31L64 33V31H65L64 30V27H65L64 24H65V22L67 20H69V22H71L72 20H74V22H72V25H71V23L69 24V26L71 25L72 31H74V38L73 39L72 38H66L67 39V40H65L66 41V44H64L63 42H56V41H54L49 50H47V51L44 50L47 54L49 53L48 54L49 56H52L53 57V60L50 61V66L48 65L49 67H46L47 63L40 64V62H38L40 64V66H42V69L44 70L45 76H41L40 75V72L38 71L39 69L38 68H34V63L30 61L29 52L32 51L33 48L35 49L34 44H32L29 40H27L26 41V44H25L26 46L24 44L22 45V44H20L17 41V38L12 35L13 34V30H12V28H10L8 26V23L10 21H12V17H14ZM48 17H50V18H48ZM144 17L138 18V19H140V22L142 21V19ZM151 17L149 16L150 20L152 19ZM149 18H148V20H149ZM195 18H197V17H195ZM33 19H34L35 22L31 23L33 21ZM188 19L189 18H186V20H188ZM37 20H39V21H37ZM27 21L30 22V24L32 26L29 25V24H26ZM191 21L189 20L190 23H191ZM225 21H228V23L229 22L230 23L228 24ZM146 22L148 24L149 21H147V20L144 21L143 20L142 21V23L144 24L143 25L142 23L141 24L140 23H136V21L134 20V23L133 24H137V25H134V26H136V28H140L141 25H142V27H146V25H147ZM151 22L152 21H150V23H149L150 25H151ZM43 23H46V22H43ZM85 23H86V25H84ZM197 23H198V20H197ZM53 24H51V25L53 26ZM66 24H67V22H66ZM150 25H147L148 28H145L147 31H145V30H143L141 28L142 29V32L145 31V32L142 33V36L141 37L147 36V35H144V33L145 34L146 33L147 34L149 33L148 34L149 37L147 36L148 38H146V41L147 42H149L150 39L153 37L152 36V33H150V31L151 32H156V31L158 32V30L155 28L156 27L155 25L152 24L153 26L151 25V27H150ZM163 25H164V29L166 30V31H164L165 33H163V31H161V29L163 28L162 27ZM180 26H183V28L185 29V33L183 31L184 29H180L179 31L182 30L181 32L184 33L186 36H189V35L191 36L192 35L193 38H194L195 36L199 35L200 37L198 36V39L201 38V39H199V43H201V45H200L201 46V49H200V46H197L199 48V49L197 48L199 50V52L197 51L195 53V55L193 54L194 56L192 55V58L194 59V62H195L194 63V66L196 64H198V62H199L198 61V58H197L198 57V53L201 52V54H199V58H200V55L202 57L205 55L204 53H203L204 55H202V51H204L206 49H210V50H207V51H211L212 48L213 49L215 48L214 49L215 51L212 50V52L213 51L215 52L214 53L215 55H213V57L215 59H217V58L219 59V57H220L219 63L218 62H215L216 64H219V66L218 67H215V66L211 65L210 62H209L208 64L211 65V66L209 65L210 66L209 67L206 61L214 60V58H211L212 55H210V56L209 55H206L207 56L206 58L210 57L211 59L210 58H209V60L206 59L205 62L202 61L203 63H205V65L203 64V68L205 67V69L203 70L204 71L203 72V79L206 81V78H208L209 81L212 82V84H214V82H216V81L217 82L218 81L221 82V80H222L224 86H222L223 84L221 85V83L219 84V82H218L217 83L218 84V88H215V85L216 84H214V86H210L208 84V85H205L204 88H202L203 87L202 86V83L200 81H197L199 79V77H200V73L195 70V69H198V67H196L197 65L195 66V69L192 70V73L190 72L191 75L190 76L188 75L189 77L188 76L187 77L186 76L181 77L178 74L175 75L176 74L175 73L176 72V67H178L177 66L178 64L176 66L173 65V67H172V65L170 63V57L174 56L169 51V50H172V49H168V52H167V48L164 47L163 49H166V50H163L161 47H163V44H164V46H166V47L168 46V48H170L175 43H178V45L180 44L179 46H182V44H181L183 42L182 40H185L183 42V45L186 43V39H184L185 36H182L183 37L182 40H180L178 38H175L178 35L176 34V32H175V30L173 28H178V29L179 28H182ZM98 27H100V26H98ZM199 28H201V27H199ZM204 28H205V30H204ZM149 29H151V30H149ZM155 29H156V31H155ZM173 30H174V35L175 36L173 35ZM186 30H187L188 34H187ZM133 31L136 32V29L133 30ZM168 31H169V33H170V31H172V34H169V35L170 36L173 35V37L171 36V38H170V36L168 35ZM75 33H76V35L78 33L82 35L81 39H79V40H81L83 42V45L77 43V42H79V40L75 36ZM84 33H87V35L84 34ZM89 33L92 36L91 38L88 35ZM130 33H132V32H130ZM202 35H203V37H202ZM233 35H236V37L234 38ZM83 36H85V37H83ZM86 36H88L89 42L92 41L94 43L93 45L91 44V46H89L87 44L89 47L88 46H84V44H85L84 43V41H85L84 38H86ZM190 36L187 38V40L189 42H190V39H192ZM178 37H181V35L178 36ZM230 37H232L231 38L232 40L229 39ZM62 38H63V36H62ZM233 38L236 39V40H234ZM195 39L197 40V38H195ZM121 40L122 39L120 38V41ZM143 41H145V38L143 39ZM95 42H100V41H95ZM142 42H141V40L136 42L137 43L136 44V49H141V47L145 46L144 43H143L144 45H142ZM191 42L193 43V41H191ZM197 42H198V40H197ZM86 43H88V40H87ZM121 44H123V43L121 42ZM97 45H98V43H97ZM85 47H88V48H85ZM222 48H226V49H223L225 52H223L221 50ZM122 49H124V47H122ZM217 49L220 50V52L217 51V53H216V50ZM234 49L237 50V51H235ZM230 51H233L234 52V55L233 56H230ZM166 52H167V54L170 52V54H171V55L169 54L170 57L169 56L168 57L166 56L167 55V54H165ZM141 53H143V52H141ZM178 53H179V55L176 54V56H178L176 58L179 59V61H181V62L183 60L187 59L188 56H190L189 54H186V55H188L186 57V55L184 54L185 55V57H184V55H181L180 52H178ZM143 54H141L142 55L141 56L142 57V60L143 61H146V64H147L148 63L147 60L149 59L148 58V55H147V53H146L147 56L146 55H143ZM216 54H218V55L220 54L221 56H217ZM139 57H140V55H139ZM116 59H117V61H116ZM135 60H137V59H135ZM232 60H234V61H232ZM138 61H139V59H138ZM118 62L121 63V64H119ZM199 63H201V61ZM118 64H119V66L121 65L119 69L121 71L124 70L123 73H121V71H120L121 74L118 73L119 71L116 73V71H117L116 69H118V67H119ZM114 66L115 67L118 66V67L115 68ZM194 66H191L190 69L192 67H194ZM261 66L262 65H259L258 66V67H260V69L258 67H255L256 70L258 71V72L257 71L256 72H257V74L262 73L263 76H264V72H262V71H264V67H263L264 65L262 66L263 69L261 68ZM3 67L4 66L0 63V81L5 80V79H3V77L7 73L6 69L3 68ZM257 68L259 70H261V72ZM230 70L233 71L234 69L231 68ZM113 71H115L114 72L115 74L113 73ZM149 71H153L154 73L151 72V74H150ZM160 71L163 72V73L161 74ZM251 72H253V71L251 70ZM216 74L217 75H221V76H217ZM112 75L116 76V77H113V80L115 79L114 80V83H112V79H111V81L110 80L107 81L108 77H110ZM214 75H215V78L216 79L214 78V80H210ZM233 75H232V77H233ZM55 76L58 77V81L55 79ZM63 77H65L66 79L64 80ZM235 77H233V78L235 79ZM259 77L261 78V74L258 75L257 79ZM60 78H62L63 80L60 79ZM131 79H133V78H131ZM243 80H245L246 82L245 81L243 82ZM255 80H256V78H255ZM104 81H105L106 84L104 83L103 85H106V86H102V83ZM133 81H134V79H133ZM209 81L207 80V83ZM196 82H200L201 83V87L199 86L200 83L197 86V83ZM145 83L143 81L144 89L147 86V85H145ZM165 83H168L167 82V79H165ZM244 84H246V85H244ZM247 85H248V87H247L248 89L246 88ZM249 85H250V87H249ZM147 87H149V86H147ZM147 87H146V89H147ZM56 88L65 89V90H62L63 91L62 94L67 99H62V100L56 101L54 99V93H53V91ZM149 88H150L149 91L151 89L152 90L154 89V88H151V87H149ZM258 88H260V87H258ZM155 89H157V88H155ZM168 89H166V90L169 91L170 89L169 90ZM157 90H159V89H157ZM262 90L263 89H261L260 92H259V89H258V91H256V93L257 92L261 93ZM252 91L253 90H251L250 92L252 93ZM22 92L25 93V94H28V95H35L36 96V93L33 92V91H31L27 86L24 87V89H23ZM205 92H208L210 96H212V94L216 95L215 97H218L220 103H222V104H224V103L221 102V100H223L221 98H224L223 101L225 102V104L222 105V106H221V104H219V106L209 107V105H208L209 102H207L208 100H205V99L202 98L204 96L203 93L206 94ZM234 93L236 94L235 96H233ZM253 93H254V91H253ZM124 94H125V96H124ZM127 95H128V97H127ZM101 96L103 97V102H101L99 100V98ZM172 97L173 96L171 94L167 95V97L165 99L162 97V99H164V104H165V102L168 103L167 100L171 101V98ZM204 97H206V96H204ZM253 97H252V99H253ZM168 98H170V99H168ZM162 99H161V101H162ZM112 101H115V102L112 103ZM172 101H174V99H172ZM162 102H161V104H162ZM228 103L230 104V102H228ZM175 104L176 103H174V105ZM166 108L169 110L170 107H166ZM172 109H174V108H172ZM177 109H178L177 107L175 108V110H172V111L171 110L167 111L165 109L169 113L171 111L172 117L175 116L173 118V120L171 119L172 124H176L177 123V119L179 118L178 121H180L183 118V116H184V119H185V120L182 119L184 121V125H186L185 124V121L191 122L190 120L194 121L196 124L198 123L199 117H198V115H197V117L194 116L197 113L195 110H189L188 108H183L182 107L183 116L180 117L182 114H180V111L177 110ZM134 110H136V111H140L141 110L142 111V112L140 111L141 113L138 112L139 115H140V118L138 117L139 115L137 113H134ZM245 112L246 113L249 112L250 115L251 114H253V115H251V116L250 115H247L248 113L246 114ZM174 113L176 115H173ZM134 114H135L136 118H134L135 117ZM226 114L229 117L228 116H225ZM131 115H133L132 116L133 118L131 117ZM245 115H247V116H245ZM131 118H132V120H131ZM175 118H176V121H175ZM247 119L242 120V121H244L247 124V123H249V122H246ZM248 121H250V118H249ZM151 122H154V120H152ZM180 122L182 123V121H180ZM203 123L205 125L204 126H201V125H203ZM230 123H232V122H229L228 124L230 125ZM149 124H150V122L148 124H146V125H149ZM153 124H155V123H152L150 125H153ZM228 124H227V127H226V129H228L227 131H229ZM94 126H95L96 131L92 129V127H94ZM38 127L37 126L36 127H33L32 130L36 129V131H37L38 130ZM147 127L145 126L146 129H147ZM152 127L150 126V128L148 127V129H151ZM194 127H196L195 124H194ZM251 127L252 126H250L249 129ZM155 128L151 130V133L156 132V131L159 130V128H158V130H156L157 128L156 129ZM257 128H258V126H257ZM160 129H163L161 131L159 130L160 132H162V131L168 130L169 127L168 128L165 127V129H164V127H162V128L160 127ZM194 129H196V128H194ZM260 129H261V127H260ZM247 131H248V133L250 132V134H251V132L253 133V130L251 131V130H248L247 129ZM247 131H245V132L247 133ZM245 132L243 131L242 134L244 135ZM151 133H150L149 137L150 136H153V135L156 136L155 135L156 133H153V134H151ZM164 133H166V131L160 133L162 136L159 133H157L158 135H160V140L159 139L158 140L159 141H162V144L165 145V143L167 141H171L172 139L174 140L173 137L171 138L167 134L163 135ZM254 133L252 135H254ZM214 134H216V132H214ZM224 134H226V131H225ZM6 135H8V136H6ZM154 136L152 137L153 139L159 138V136L158 137H155V138H154ZM213 136H215V135H213ZM218 136H219V134H218ZM218 136H216L217 139H218V141H217L216 137L211 138V136L209 138L210 140L208 139V141L212 142L215 139L217 141V143H218L220 141L219 140L220 137L218 138ZM225 136L223 135L221 137V138L224 139V141H225V138H224ZM229 136H226V139ZM231 136H234V135H231ZM203 137H204V139H203ZM123 138L124 137H122V140H124ZM127 139L129 140V138H126L125 140H127ZM137 139L141 140L140 138H137ZM211 139H213V140L211 141ZM238 139H242V138H238ZM185 140H186V138L183 139V141H185ZM230 140H232V142L234 141V139H231V138H230ZM135 141L140 142V141H138L136 139L133 140L134 143H135ZM141 141H143V140H141ZM145 141H147V140H145ZM180 141H179V144H178V142H177V144L175 142H173V143L172 142L171 143L168 142V143L171 144V147H173V149L174 148H177V146H181L182 147V146H186V144H188V143L185 144V142L182 141L185 144L184 145V144L180 143ZM120 142H121V140H120ZM126 142L128 143V141H126ZM156 142H157V140H156ZM156 142H153L152 141L151 144H158L159 143V142H157V143ZM129 143H131L130 140H129ZM224 143H227V140ZM122 144H123V146H126V145H124L125 142H123ZM122 144H121V146H122ZM159 144L161 145V142ZM195 144H196V146L199 145V144L197 145V143H195ZM203 144H205V143H203ZM116 145L117 144H115V146ZM136 145L139 146V143H137ZM215 145L216 146L218 145V147L219 146L221 147L222 145L224 146L226 144H223V140H222V141H220V145L219 144H215ZM232 145H233L232 143H229L227 145V147H226V151H227V148H228V151L231 150V152H232V149L233 148H229ZM237 145H239V143ZM237 145H236V147H237ZM129 146L131 147V145H129ZM165 146L168 147V145H165ZM188 146H191V145L188 144ZM158 147H159V145H158ZM166 147H165V149L163 147L162 150H166ZM202 147H203V145H202ZM119 148H122L123 149L124 147H119ZM87 149H90V150L88 151ZM126 149H127V147H126ZM222 149L224 150L225 149V146ZM80 150H82V152ZM238 150L239 149H237V151H235V149H233V153L235 152V155H238L237 154V153H239ZM90 151L93 154H91ZM123 151H125V149ZM123 151H121V153ZM127 151H130V150H127ZM218 152L219 151H217L216 153H218ZM251 152H254V150H251ZM128 153L129 152H126L123 155L125 156L127 154V156H129L130 153L129 154ZM122 154H121V156H123ZM212 154L215 155V153L213 151H212ZM212 154H209L207 156H212ZM83 156L87 157V162H86L85 157H84L83 160H81L83 158ZM201 157L202 158H205V156H202V155H201ZM193 158H194V156H193ZM49 160L51 161L53 159L50 158ZM49 160H46V161L47 162H50ZM194 160L196 162L197 157ZM46 161L45 162L44 161L41 162V160H37L36 161L37 164L35 165L34 168L33 167H30V169H27V170L25 169V170L21 171L20 173H18V176H15V178L27 177L30 172L40 171V167L42 168V166L40 164H42L44 162L43 164L46 165ZM81 161L82 162L85 161V162L81 163ZM237 162H239V161H237ZM37 165H39L40 167L37 166ZM82 168H83V171H82ZM168 168L170 170H168ZM166 169L168 171H166ZM174 169L176 170V168H174V166L173 167H166V166L165 167H162V169H161V170H163L162 173H164V172H167L168 173V174H165L164 173L166 175L165 177L163 176V180L165 181V182L163 181L164 184L167 183V182H169L170 179L173 176L174 177L172 179H175V177H177L178 174L174 173V172H176ZM185 169L186 168H181L182 171H180V173L184 175L186 173L185 172L186 171ZM187 169L189 170V168H187ZM225 169H228V171L230 172V170H229L230 168H225ZM220 170H223L224 171V169H220ZM11 171H2V172H0V176H4V175L10 173ZM170 171H171V173H170ZM229 172H228V175H229ZM195 173H197V170H196ZM220 173H221V171L219 172V174ZM172 174H173V176H172ZM194 174L191 175V176L192 177L193 176H196L197 178H194V179L193 178H190V179H193L195 181L196 179H198L200 177V175H199L200 173L195 174V175ZM185 175L187 176V174H185ZM197 175H199V177ZM209 175H212V174H208L206 176H209ZM213 175H215V174H213ZM213 175L212 176H209L208 178L204 176L203 178H205L207 181H209L208 179L210 177H212V178H210V180L212 179L211 182H213V179H215V178H213L214 177ZM220 175H222V173ZM217 177L218 176H216V178ZM222 177H223V175H222ZM184 178H186V177H182V179H184ZM220 178H221V176H220ZM182 179L179 178L178 181L175 179L176 182L174 183L173 187L170 189V194L173 193V196L175 195V193L180 194L181 191H185L186 192V195H187L186 197L183 196L184 199L182 197L180 198V199H183L182 201H184L185 208H183V211L180 212V214L178 215V218H179L180 221L179 220H176V222L174 223L176 226H177V223H179V222H182V225L181 226H187L188 221H190V219L192 218L191 212L194 211V210H198V209L201 208V205H202L201 199H202L203 196H205L203 193H205V189L207 188V181L205 179L199 178L198 180H200V182H197V180H196L195 183L192 180L188 179V176H187V179H184V180H187V181H183ZM243 179L245 180V178H243ZM246 179H248V178H246ZM159 180H162V179H159ZM157 181H158V179L156 181L153 180V184L154 185L158 184L159 182L156 183ZM191 181H192V183L187 186L186 184L188 182H191ZM246 181H242V184H243V182H246ZM151 182H149V183L151 184ZM211 182H209V183H211ZM209 183H208V185H209ZM111 184H112L111 183V180H108V181H90V182H88V184H85V186L79 187L78 185H80V184H79V182H77L75 185H73L75 187V190L73 191V194L75 193V195L77 194V196H79V194H81V195L82 194L87 195V192H89L90 194L91 193H98V192H94V191H99V192L104 191V190L108 189L111 186ZM136 184L137 183L132 184V185L135 186ZM204 185H206V187ZM210 185H211V189H212V185L213 184H210ZM203 187H205L204 190H203ZM232 187H234V185ZM64 188H65V191L62 190L63 191V194L61 192L62 195H64L66 191L67 192L69 191L72 194L71 190H73V189H72V185L71 184L66 185ZM220 188H218V189H220ZM234 188H232V189H234ZM236 188H235L236 190H239L238 189V186ZM208 189H210L209 186H208ZM248 190H250V189H248ZM200 191H203V193H201ZM209 191H211V190H209ZM214 191L215 190H213L212 192H214ZM258 191L260 192V190H258ZM142 192H144V191L141 190V193ZM199 192L201 194H203V195H201L200 198H198L199 197ZM207 192H208V190L206 191V193ZM145 193L146 192H144V194ZM215 193H217V192H215ZM248 193H250V192H248ZM241 194H242V196H240ZM241 194L238 193L239 196L233 202L234 204H231V206L229 205V203H227L228 202L227 199H224V197L223 198L221 197V198L218 199V201H216V204L213 205L215 207L214 208L212 207L215 210H224V212L227 213V214L224 213L222 215V216H224L226 218V220L224 221L223 229H221L219 231L220 235H222L223 238L228 233H234V232H236L237 227H239L240 219L242 217H245L246 216V212L244 210V208H245L244 206L245 205H243V202L246 201V200H249V199H247V198L244 197V195H243L244 193H241ZM180 196H182V194ZM174 197L176 198L177 195H175ZM180 199H179V202H180ZM85 200L86 199L84 198V201ZM81 201H83V200H80L79 198H77V201H76V203L74 205L76 206V205L82 204L83 202H81ZM182 201H181V203L183 205V202ZM224 202H226V204H224ZM220 205H222L221 208H219ZM206 208H208V207H206ZM73 209H75V208H73ZM258 210L260 211V209H258ZM259 211L256 214V216H257L256 219L258 220V222H260V219H262V215H261V213ZM76 214L77 215H80V214H78V212H76ZM81 215H82V213H81ZM0 220L1 221L3 220V216L2 215H0ZM196 223H198V221H195L190 226L195 227L196 226ZM213 225H216V224L213 223ZM208 227H209V224L208 223H203L201 225V228L203 229V231H202V233L200 235V238L199 237H196V238L194 237L193 239L195 241H188V243L186 245V248L184 247L185 250H183V251L185 252L186 249L190 248L193 244H197V243L199 244L200 242H203V241L208 242V240L210 238V235H208V233H206L208 231L207 230ZM190 234H191V232H188L186 237H190L191 238L192 235H190ZM172 239H174V238L172 237ZM169 248L166 249L163 252L162 256L159 257L153 264H172L173 260L177 256H179V255L182 254V251H179L177 249V247H175L174 244H170V247ZM203 249H205V248H203ZM208 249H210L211 251H214L216 249V247L208 248ZM184 252H183V254H184ZM233 252H234V255H235V252H236L235 248H233ZM199 254H200L199 252L196 253V254H193V256L189 260L196 258ZM234 255L228 260V264H264V257L262 256L263 255V251L258 250L257 248L254 249L253 255H252V257L250 259H236ZM223 258H224V255H223V253L221 251V254L218 257L216 264H220V262L222 261ZM185 262H186V260H180V261H177L176 263H173V264H185Z\"/></svg>","mask_w":264,"mask_h":264},{"label":"flooded vegetation","instance_id":"3","mask_svg":"<svg viewBox=\"0 0 264 264\" xmlns=\"http://www.w3.org/2000/svg\"><path fill=\"white\" fill-rule=\"evenodd\" d=\"M16 71V70H15ZM15 71L12 75H14V77H16L15 79H10L8 78L10 76V72L7 71V73L4 75L3 79L5 80H2L0 81V85H2L3 83L4 84H7L9 83V85H14V86H10V87H14L12 89H15V85H20L21 87H25L27 86L29 88V83L30 82H35L34 80H30L28 82H21L20 79H18V76L15 74ZM8 85V86H9ZM34 92V91H33ZM23 93V92H22ZM36 93V92H35ZM25 94V93H24ZM37 94V93H36ZM27 96H31V97H35V95H28V94H25Z\"/></svg>","mask_w":264,"mask_h":264}]
</instances>
